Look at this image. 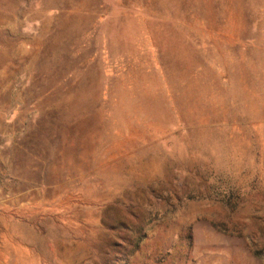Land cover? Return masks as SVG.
<instances>
[{"label":"rangeland","instance_id":"374dc122","mask_svg":"<svg viewBox=\"0 0 264 264\" xmlns=\"http://www.w3.org/2000/svg\"><path fill=\"white\" fill-rule=\"evenodd\" d=\"M0 264H264V0H0Z\"/></svg>","mask_w":264,"mask_h":264}]
</instances>
